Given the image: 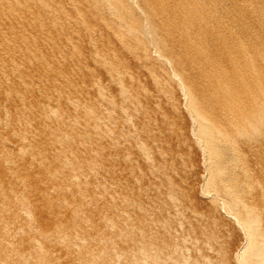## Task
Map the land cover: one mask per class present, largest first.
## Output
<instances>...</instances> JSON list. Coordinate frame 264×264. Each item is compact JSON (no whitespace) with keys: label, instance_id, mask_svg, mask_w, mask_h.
<instances>
[{"label":"bare ground","instance_id":"6f19581e","mask_svg":"<svg viewBox=\"0 0 264 264\" xmlns=\"http://www.w3.org/2000/svg\"><path fill=\"white\" fill-rule=\"evenodd\" d=\"M87 57L92 59L93 67L89 65L91 63H87ZM83 60L87 62L84 63ZM100 71L104 72V78H100L98 74ZM144 80L152 81L157 95L148 92L143 84ZM109 87L114 88L113 94L106 93ZM90 93L97 96L94 101L89 100ZM140 93L150 96L152 109L159 110L166 105L174 114L185 115L188 119L190 128L187 140H177L179 148L176 151L182 150V154L189 155L195 149L199 155L200 172L194 170L197 162H194L196 165L186 166H193L192 169L200 173L198 183L196 181L194 183H197L198 187L203 185L206 193L212 194V204L202 211L201 218L207 222L209 219L216 220V216H219L231 224L239 225L238 233L241 237L239 238L245 244L235 253L233 261L238 264H264V0H0V131L7 129L6 127L8 129L12 127L10 130L27 129L22 133L25 138L30 129L55 128L62 131V127L72 128L82 122L87 126L91 125L92 129L105 128L104 132L97 134L95 140L102 141L100 145L104 147L103 144L107 143L105 141L124 136L120 131V123L131 126L134 118L138 121L142 119L143 122L154 121L155 117L151 118L150 112L145 111L144 104L139 99ZM84 97L85 100H82ZM114 97L120 98V106L117 109L112 106ZM69 107H72V112L67 114ZM97 112L105 118H96L94 113L98 117ZM163 122L169 123L161 121V125ZM135 123L139 124L137 121ZM17 126L19 129H14ZM142 128L144 129L143 126ZM74 136L81 140L80 143L76 141L67 144L61 141L54 143L52 139L43 138L37 148H32L27 139L12 142L15 144L13 147L2 143L1 140L0 152L4 153L9 148L12 150L11 148L17 147L25 149L26 146L35 150L33 163L38 171L32 172L39 175L45 171L49 178V181H42L39 185L31 181L34 185L33 190L40 196L37 201H42L47 195L61 196L63 189L71 191L74 187L75 190H80L84 185L82 182L85 181L86 184L89 182L87 180H93V184L98 185L110 178L112 184L117 187L106 201L113 204L120 199L119 190L127 187L129 178L133 179V176L139 175L137 177L140 183L144 179L145 174L140 175L141 171H137L140 169L139 166L137 168L134 165L136 164L134 160H139L137 154L141 152L140 154L146 158L144 163L150 164L152 155H149L151 153L147 152V149L152 146V150L159 143L164 149L165 144H161V140L163 142L164 139L167 140L152 136L160 141L155 142L154 138L145 141L140 138L141 140L132 142L137 150L132 145L130 147L132 146L136 152L139 150V153L134 154L137 159L124 151H120L121 155L118 156L112 151L114 156L105 155L107 157L100 156V151L99 154L97 152L90 155V158L83 159L81 155L84 156L85 151L88 153V149L81 142L87 134L75 131ZM147 141L148 144L153 142L152 145H148ZM116 143L110 142L105 148L101 146L102 151L110 153L120 145ZM172 143L173 141L169 146L175 144ZM180 148L181 150H178ZM41 149L47 152L42 153ZM155 152L152 154L155 155ZM47 153L53 155L61 165L58 166L49 158L50 156H46ZM156 155L161 157L166 154L157 152ZM156 155L153 158H156ZM4 156L5 159H0L1 166L9 167L12 156L11 154ZM173 159L174 162L178 160L174 157ZM166 160L167 158L163 162ZM97 161L108 163L110 168H115L112 162L122 161L124 164H116L117 162L114 164L129 167L126 171L128 174L102 175L103 173L97 171V164L100 163ZM175 165H178L179 169L182 167L181 162ZM166 169L163 171L165 174L169 171L166 172ZM25 170L24 168L21 172H28L27 175L35 180L34 176L37 175H32L31 170ZM172 170L173 168L170 172ZM142 171L141 174L145 172L144 169ZM173 171L172 177H168L169 174L163 175L162 172L166 181L161 173L159 174L164 179L161 180L168 183L167 187L171 188L172 185L175 186L169 185L173 180L171 178L178 177V175L174 177L176 174ZM155 173L151 174L158 176L157 172ZM185 173L183 171L184 176L189 172ZM146 177L145 175V179ZM142 182L146 183L145 180ZM14 186L24 191L26 188L31 189V186L27 187L28 185H24V182L16 177L15 180L8 179L7 182L5 178L0 177L2 198L0 221L5 222L3 219L11 217L12 214L11 223L15 225L17 235L23 223L19 224L15 220L30 219V210L25 209L31 205L38 207V202L35 196L26 197L27 194L16 196L17 194L11 195L9 191V195L8 190ZM50 191L56 196L50 194ZM31 192L28 191V194ZM58 198L56 200H59ZM61 199V203L56 201L57 205L60 203L67 210H71L70 213L66 210V213L70 214H67L69 215L67 218L83 215L84 210L96 206L91 196L79 201ZM170 199L172 203L181 201L177 197ZM106 201H101V204H105ZM122 202L126 206L130 204L125 199ZM165 203L170 204L167 201ZM57 205L55 208L47 205L46 208L51 211L57 208L59 210L62 205L60 207ZM205 211L209 212L206 214ZM50 215L55 216L56 213ZM166 220L163 221L165 230L163 235L168 238L165 234L171 232V227H165ZM112 221L117 226L114 230L118 231L113 237L121 236V230L127 225L126 217L120 213L114 214ZM49 226L51 229L55 228V224L50 223ZM75 227L80 228V225H70V229ZM143 227H146L144 223ZM40 228H36L37 233L32 227L25 230V236H29L27 244L30 245L28 248L26 245L22 246L24 251H20L19 247H16L18 249L13 247L15 256L10 255L9 248L0 251V255L4 256V259L0 260L1 263L54 264L52 257L48 259V255L54 253L59 244L58 248L60 246L66 248L64 246L69 243L71 237L64 235L52 239L49 235H42ZM60 231L57 230L54 236ZM158 233L153 238H148L145 244L133 243L131 251L136 253L141 251L143 257L136 260L134 256H128L132 264H143L144 258L146 264L171 262L169 259L174 256L170 255V248L174 243L170 241L173 239L169 238L168 242L171 244L162 241ZM169 234L167 235L170 236ZM11 235L12 233L8 231L0 232V242L1 239L9 240L15 236ZM72 247L74 249L77 246L73 244L68 249L72 251ZM116 251L113 246L98 243L94 249L85 251L92 257L90 261L85 257L79 258L80 252L78 253L76 248L74 250V253L78 254L76 260L66 262L126 264L124 260L126 253L120 255L119 251L118 254ZM165 252L168 255H165ZM28 257L35 258L34 263L27 260ZM120 259L121 263L115 262ZM175 259L177 258L174 257V261ZM186 260L184 258V261Z\"/></svg>","mask_w":264,"mask_h":264},{"label":"rangeland","instance_id":"374dc122","mask_svg":"<svg viewBox=\"0 0 264 264\" xmlns=\"http://www.w3.org/2000/svg\"><path fill=\"white\" fill-rule=\"evenodd\" d=\"M81 45H84V43H81ZM89 58L90 57L86 58V60H88V62L86 60H83V62L84 63L87 62L88 64L91 63L89 65H91L93 67L94 63L92 64L93 61H92V59H89ZM98 74H99L100 78L101 77L104 78V72L103 71L98 72ZM143 84H145L149 93H152L155 95L158 94L155 92V86L152 85V81L149 82V80L148 81L144 80ZM108 92H110V93H108ZM106 93H108V94L112 93L113 94L114 88L113 87L107 88ZM90 95H91V93H90ZM92 96H93V99H92ZM94 96H95V94L91 95V98L89 100L94 101L95 100L94 98L97 97V96H95V97ZM86 99H88V98L86 97ZM139 99L143 102L145 111L150 112L151 118L155 117L154 121L143 122L144 120H142V119H140L138 121V120H136V118H134L135 121H132V123H130V124H133V125H131L132 127L127 126L129 124L123 125V123H120L119 124L120 131L124 136H120V138L117 137L118 138V139L116 138L117 141H116V139H114L115 142H117L116 144L118 145L120 143V145H118L115 149L111 150L110 153L107 151H104V150L102 151V148H101L102 145H100V143L102 144V141L101 142L95 141V140H97V134L99 132L100 133L104 132L103 130L105 128L102 129V127H97V128L92 129L91 125L87 126L82 122H80L81 124L77 123L78 126H77V124H75L74 126H72V128L67 127V129H64L66 127H62L61 128L62 131L56 130L55 128L30 129L29 133L25 136V138L22 136V133H24L25 130H27V129H25V130H10V128H12V127H9V129H8V127H6L8 129V131H7V129L0 131V134H1L0 135L1 136L0 141L2 140L3 141L2 143L10 144V146L13 147L15 144H13L12 142H15L16 140L27 139L32 144V148H37L40 145V142L43 138L44 139H52L54 141V143H57V141H61V142H64L66 144L73 142V141L80 143L81 140L79 141V139L77 140L75 138L74 132L75 131H83L87 134V137L85 139H83L81 143H84L88 149L87 150L88 153L86 151H85V153H86L85 155L82 153L84 156L81 155V158H83V159H84V157L90 158V155H95L97 152H98L97 154H99L100 151H101L100 156L103 155L102 157H104L105 155H107V156L111 155L112 151H114L113 153H115V156H118L119 154L121 155L120 151H124L126 154H132V155L137 154V152L139 153V150L137 152L135 151L137 149H135L132 142H136V140L137 139L139 140L140 138L142 140H145V141H146V139L154 138L157 136L160 138H167V140L164 139V142L166 140L165 143L163 142V140H161V142H162L161 144H163V145L165 144L164 149L166 148V146H168L167 148H169V149L166 148V153H165V150L161 147V145H159L160 143L158 144L159 148H157L158 146L156 144L157 147L153 148L152 150H151L152 146H151V148L149 146L150 149H147V152L149 151V153H151L149 155H152V158H151L152 162H150V164L148 162H147L148 164L144 163L146 158H144L140 154L141 152L139 154H137L138 155L137 158L139 157L138 158L139 160H137V161L134 160V163H136L134 165L137 166V168L139 166L140 169L137 171L138 172L141 171V172H139L140 175L145 174L147 176L146 179L150 178V180L149 179H148L149 181L146 180L145 175L143 176L144 179L140 176L141 177L140 180L143 179L142 181H144V180L146 181L145 184H144V182L141 181V183L144 184V185H142L138 179L139 177H137L139 175L133 176L134 178H137L139 183H137L138 181L136 179L135 180H134V178L132 179V177L129 178L128 181L126 179L127 187L125 189H122V190L118 189L119 194L121 196H120V199L116 200V202L113 204H112V202L106 201V200L110 199L111 192H114V189H116V187H117L115 184H112V182H111L112 180H109L110 178H107L108 180L105 179V181H101V183L98 185L93 184V182H92L93 180L92 181L87 180L90 183L86 181L87 182L86 184L84 181V183L82 182V184H84V185H83V187L80 188V190H75L76 188L74 189V187H73L74 191H73V189L72 190L70 189L71 191H66L65 189H63V191L61 192V196L59 195L60 199L65 198V199H69L71 201H74V200L79 201V200H83L84 198L91 196L93 198V203L96 205L94 207H90L91 209L84 210L83 215L75 216V218H67L70 215L69 213L71 210L70 211L67 210V208L65 206H63L62 204H61L62 206L60 205L62 199L60 200L58 198L59 196L58 197H49L47 195L42 201H37V198H39L40 196H37L38 192L37 191L35 192V190H33L34 185H32V183L36 182L35 184L39 185L42 181H46L49 178L45 174V171L39 175H37L36 173H33L34 171H36V172L38 171L35 169L36 167L33 163L35 160V159H33V155H34L33 151H35L34 149H30V147L27 148V146H26L25 149L22 147L21 148L17 147V148H11L12 150H10V148H9L8 150H6V152H4L5 154L0 152V159L1 158L3 159L5 157L4 155H6V154H11V156H12V158H11L12 161L10 163L11 165L9 167H2L1 166L2 160H0V174H1L0 177L2 179L5 178L6 182L8 179L9 180H15V177H16V179L22 180L24 182V185H28L27 187H30L32 185L30 187L31 189L26 188L27 193H25L26 190L25 191L22 189L19 190L18 188H16V186H14L15 188L10 187V189L8 190V194L10 193L9 191H11V193H10L11 195L17 194L16 196H19V195L25 196L27 194L26 197L27 196L28 197L29 196H31V197L35 196L36 198L35 197L34 198L38 202V204H37L38 207H35L34 205H31V207L27 206L26 209L22 207L26 211L30 210V212H29V218L30 219H28L29 221L28 220L23 221L20 219L15 220L19 224L23 223L21 225V231H19L17 233V235H15V232H16L15 228L16 227L13 223H11L12 214H11V217L7 216L8 218L10 217V220L6 217L7 219H3V221H5V222L0 221V232L8 231L9 233H12V235H15V236H13L14 238L12 237V239H9L10 242H8L9 240L1 239L2 244L0 242V246H1L0 251L7 250L9 248L10 249V251H9L10 255L13 254L14 256H15V253L13 251V247L14 248L19 247L20 251H24V250H22V249H24L23 247L26 245L27 246L26 248H28V245H30V244H27L29 236L28 237L25 236L26 235L25 230H28L29 227H32V228H35V231L37 233L38 230L36 228L37 227L40 228V226L46 222L43 225V227L40 228L41 231L43 232L42 235L43 234L49 235L50 238H52V239L53 238L57 239L61 236L66 235V236H69L73 239V240L71 238L69 239V243L64 246L66 248L63 249L62 246H60V248H58V246L60 244L59 245L56 244L58 246H56L57 248L55 249V252L52 254L49 253L50 255H48V259H51V257H52L51 260L53 262H55L54 264H61V263L64 264L66 262V260L68 262L71 260H76V258H77L76 256L78 255L77 253H74V250L76 248H77V252L78 253L80 252L79 258L85 257L87 260L90 261L92 259V257L90 256V254L86 253L85 251L90 250V248L94 249L98 243H103V244L108 245V246H113L114 251L117 249V251H116L117 254H118V251H119L120 255H122L125 252L126 256H125L124 260L127 262L126 264H132V262L130 261L131 258L128 256H134L136 258V260H139L141 257H143L141 251H139V253L131 251L133 249V246H132V245H134L133 243L139 244L141 242H144V244H145L148 238H153L158 232H159L158 233L159 236L161 237L160 240H162V241L165 240L168 242V241H170L169 240L170 237H172L171 240L173 239L172 241H170L171 243H174V244H172V247L170 248V250H171L170 255L174 256L177 259H175V261H174V257L172 258L173 260L169 259V261L171 260L172 264H177L178 262H179L178 264H181V263H183V264H238V263H235V261H233L234 255L245 244V242L242 239H240L241 237H240V234L238 233L239 225L237 226L236 224H231L230 222L224 220L223 218H220L219 216L218 217L216 216V220L209 219V221H207V222H206V220L201 218L202 211L206 210L207 207L209 206V204H212V202H211L212 194L206 193L207 190H206V188L203 187V185L202 186L199 185V187L197 186L198 177L200 174V173H198V171H199L198 167L200 164L199 163L200 162L199 155L196 153L195 149H193L192 151H195V153L197 154L196 156L194 155L195 153H193L192 151H191V153L189 151V153H190L189 155L188 154H182L183 152H182L181 148L178 149L181 151H178V152L176 151L177 148H179L177 145V144H179V143H177V140H182V141L187 140L186 138H187V134H188L189 128H190V125L187 122V120H188L187 117L185 115H180V116H183V118H182L179 115L174 114L172 109L169 108L168 106H166L165 104H163V105H165V107L162 106L159 108V110L152 109V106H151L152 101L150 100L149 95H145L143 93H140ZM82 100H85V97H84V99L82 98ZM11 105H9V107H11ZM112 106L115 109H117L120 106V98L119 97H116V98L114 97V100H112ZM69 108L71 111L70 110L68 111ZM69 108L67 109L66 113L72 112V109H71L72 107H69ZM99 113L101 114V112H99ZM99 113H98V117H97L96 113H94V116H96V118H99V119L101 117L105 118V116L100 115ZM160 113H162L163 115H161ZM70 114H72V113H70ZM157 116H158V118H157ZM113 120H115V117ZM145 120H146V118H145ZM136 121L139 124L136 125V123H135ZM161 121H169V123L164 124V122H163L161 125ZM82 124H84V125H82ZM79 125H82V126H79ZM135 125H136V127H135ZM141 125L144 127V129L143 128L141 129V127H142ZM163 125H165L166 127ZM145 127H146V129H145ZM35 128H36V125H35ZM167 128H169V129H167ZM14 129H19V127L17 126V128L15 127ZM68 130H70V131H68ZM95 135H96V137H95ZM152 136H154V137H152ZM94 137H95V139H94ZM171 137H173L174 139ZM168 138L169 139L171 138V139L168 140ZM111 140L105 141L107 143L103 142L104 147L103 146L102 147L105 148V146L107 144H109L110 142L115 143L113 139H111ZM155 140L154 141L157 142L158 139H155ZM158 141H160V140H158ZM171 141H173L172 144L175 143L174 145H172V146H174L173 148H172V146H169V145H171ZM149 142H151V141H149ZM168 142H169V144H167ZM146 143L148 144V141ZM152 143H150L148 145H152ZM130 145H132L135 150L132 148V146L130 147ZM80 147L84 148V146H80ZM106 147H108V145ZM160 148L162 150H160ZM115 150L117 152L118 151L119 152L116 153ZM167 150H168V152H167ZM40 152L44 153V152H47V150L41 149ZM103 152H106L107 154L103 153ZM124 152H122V153H124ZM153 152H155V155L157 152H164V155L165 154L166 155L165 156L161 155V157H157V155H156V158H153V157H155V155L152 154ZM169 155H170V157H169ZM30 156H31V158H29ZM46 156H50L49 158L52 161H54L56 164H58V166H59L60 163L57 162L56 159L53 158L54 157L53 155H51L50 153H47ZM107 156H105V157H107ZM112 156H114V155L112 154ZM162 156L167 158V160H170V159L172 160L173 157L177 158L178 160H176L177 162H174L175 159H173L172 161L170 160V162L168 161L169 163L167 162V160H166V162H163L165 160V158H163ZM135 157L136 156L134 155V159H137ZM191 158L192 159L194 158L195 161H194V159L192 160ZM140 159H143V161L142 160L140 161ZM82 160H80V161L82 162ZM58 161H59V159H58ZM138 161H140V162H138ZM97 162H100V161H97ZM102 162L103 161H101L100 163L97 164V167H98L97 171H98V173L99 172L103 173L102 175H105V173H108L107 174L108 176L110 174H120V173L126 174L127 173L126 171L129 168V167H125V165H122L123 167L121 165H116L119 163L124 164L122 161L121 162L114 161L115 163L117 162L116 164H114V162H112L113 163L112 165L115 168H110V165L108 163L103 162L105 164L104 165V164H102ZM178 162L179 163L181 162V164H182V167L180 169L177 168L178 165L174 166V164L178 163ZM194 162L195 163L197 162L196 164L199 163L197 165V167L196 166L194 167V170L195 169L198 170L196 172L192 169L193 166L190 167L191 165L195 164ZM186 164H188L190 166H186ZM107 166H109V167H107ZM24 168L26 169L25 171L31 170V172H32L34 170L32 173L31 172H29V173H31L32 175H37L36 177L34 176V179L36 181L32 180L31 177H29L27 175L28 172L27 173L21 172V171H24ZM125 168H127V169H125ZM141 168L144 169V171L147 173L144 172L143 174H141L143 172ZM172 168H173V170L174 169L179 170L178 172L176 170H174L175 172L172 170L174 172V174H176V175H174V177H176L177 175H178V177H179V175H180V177L181 176H183V177H182V179L180 177H179L180 179L178 177H176L175 179L171 178L173 180H171V184L169 183V185H172V184L175 185L174 187L172 185V188H171V187H167L168 183L166 184L162 180L165 179V181H166L165 176H163L165 174V172H163L164 169H166V172L169 170L166 173V174H169V175H167L168 177L173 176L172 171L170 172V169H172ZM135 169H136V167H135ZM149 169H151L150 170L151 172L149 171ZM181 170H182V172H181ZM190 170H191V172H190ZM2 171L3 172L8 171V172L3 173ZM158 171H160V172H158ZM183 171L186 173H188V172L189 173L188 174L185 173L186 175L184 176ZM155 172H157L158 176L152 175V174H156ZM162 172H163V175H162ZM5 174H8L9 176L8 175L5 176ZM75 174H77V173H75ZM150 174H151V176H150ZM159 174L162 175L164 177V179L161 176H159ZM80 175L81 174H79V176ZM156 176L159 177L160 179H158ZM151 177H152V179H151ZM168 177H167V179H168ZM177 178H178V180H177ZM57 179L60 180V177H58ZM130 179L133 181H131ZM153 179H156V180H153ZM158 180H160V181H158ZM31 181H33V182H31ZM194 181H196L197 183H194ZM163 183L166 185L167 188L165 187V185ZM82 184L80 186H82ZM160 184H162V185H160ZM194 185H196V186H194ZM200 187H202V188H200ZM169 188H171V189H169ZM31 190H32V192H31ZM28 191L31 192L30 194H32V195L28 194ZM51 193L54 196H56L52 191H50V194ZM33 194H35V195H33ZM15 197L13 196V198H15ZM176 197L181 199V201L178 203H172L171 199L169 200V198H176ZM56 198H58L59 200H56ZM191 198L194 201L196 200L195 201L196 203L194 201H192ZM1 199L2 198H0V202H2ZM123 199L130 202V204H128V206L124 205V203L122 202ZM190 199L192 202L190 201ZM56 201L60 202V203L58 202L59 207L61 206L60 209L57 210L58 209L57 208V209H53L52 211L47 210L49 205L52 206V208H55L57 205ZM101 201H106V203L101 204ZM166 201L169 202L171 205L169 204L170 205L169 206L167 203H165ZM190 202L191 203L194 202V204H191ZM58 205H57V207H58ZM66 210L69 213H66ZM47 211H49V213ZM208 212L209 211H205L206 214ZM54 213H56L55 216L50 215V214L54 215ZM118 213H120L121 215L123 214L126 217L127 225H124L125 227L123 228V230H121V232H120L121 236H119V234H118L117 236H119V237H113V235L117 234L118 231H116L117 229L114 230V228L117 226H116V223L114 224V221H112V217L114 214H118ZM67 214H69V215H67ZM44 217H45V219H44ZM167 218L169 220H166ZM108 219H109V221H108ZM164 219L167 221V222L165 221V223H167L165 227L166 228L171 227V232L167 233V234L170 233L169 234L170 236L165 234L168 238L164 237V235H163L165 233V230L163 229ZM43 221H45V222H43ZM50 223L55 224V228H53V229H55L54 231H53V229L50 228L51 227V226H49ZM143 223L145 224L146 227H143ZM117 224H119V223L117 222ZM70 225H74V226L80 225V228L82 230L80 231L79 230L80 228H77V227L71 228V229H73V230H71ZM202 227L204 228V231L201 232ZM22 229H24V231ZM59 229L61 230L59 232V234L57 236H54V235H56V231ZM113 231L115 232L114 234H113ZM82 236L84 237V240H83ZM85 236L87 238L90 237L89 240H87V238ZM128 238H129V241H128ZM86 240H87V242H86ZM72 241H74V242L71 244ZM170 242H168V243H170ZM6 244H10V246L6 245ZM73 244H76L77 247L74 249L72 247L73 250L71 249L72 251H70L68 248ZM173 245H175V246H173ZM169 246H171V245H169ZM172 248H174V250ZM16 249H18V248H16ZM175 249L177 251H175ZM172 251H175V253ZM171 253H174V254H171ZM166 254H167V252H165V255ZM162 256L164 257V255H162ZM64 258H65V260H64ZM184 258H186L187 260L184 261ZM1 259H4V256L0 255V260ZM126 259H128V261ZM180 259H182V260L179 261ZM27 260L31 261V263L32 262L34 263L35 258L28 257ZM109 261L111 262L114 260H109ZM121 261L122 260L120 259L119 261H115V262L121 263ZM68 262H66L65 264H67ZM171 262H169V264H171ZM0 264H2L1 261H0ZM76 264H79V263L76 262ZM81 264H86V263H81ZM143 264H146L145 258H144ZM167 264H168V262H167Z\"/></svg>","mask_w":264,"mask_h":264}]
</instances>
